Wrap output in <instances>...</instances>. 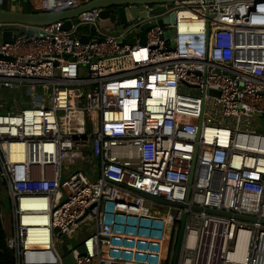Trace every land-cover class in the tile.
<instances>
[{
	"label": "built area",
	"instance_id": "obj_1",
	"mask_svg": "<svg viewBox=\"0 0 264 264\" xmlns=\"http://www.w3.org/2000/svg\"><path fill=\"white\" fill-rule=\"evenodd\" d=\"M153 7L120 36L96 8L71 30L0 23V37L24 31L0 41L14 264H264V0L174 1L160 15L173 23L150 26L144 43L120 40L156 20ZM80 25L86 42L74 36ZM85 151L98 175L63 178Z\"/></svg>",
	"mask_w": 264,
	"mask_h": 264
},
{
	"label": "water",
	"instance_id": "obj_2",
	"mask_svg": "<svg viewBox=\"0 0 264 264\" xmlns=\"http://www.w3.org/2000/svg\"><path fill=\"white\" fill-rule=\"evenodd\" d=\"M174 1L180 0H83L77 3L76 0H46L41 11H31L25 12L23 10H12L4 9L0 7V23H18L27 26H41L49 25L57 21L63 22V29L71 30L74 21L77 16L85 11L91 9H99L100 18L99 25L111 32H122L124 25L129 23L131 20L143 19L144 15H140V12H144V5H154V7L149 11L151 15L157 16L156 20L150 22H144L138 26L137 29H132L124 35V41L128 43H138L145 42V33L147 29L157 24H167L174 22V15L170 12L167 15L160 17L168 8L173 6ZM90 30V28H89ZM24 31L18 27H13L11 29H6L1 35V40L3 43L12 40L14 34H22ZM33 29H27L25 33L27 35L33 34ZM166 39H170L171 49H173V42L171 40V30L168 29L164 32ZM80 40L86 42L88 36L85 34L80 35ZM264 124V119L261 120ZM195 162V153L192 160V165ZM191 180V175L189 182ZM146 198L154 200L156 202L166 203L176 207H185V204H178L175 202L165 201L164 199L151 196L148 194L144 195ZM197 210H204L200 207H195ZM205 210L210 211V209L205 208ZM240 218H246L245 216H240ZM70 244L75 246L74 239L70 240ZM63 252L69 249L68 246L64 244L61 245ZM78 252H83V246L76 248ZM72 261V256L66 255L63 258V264H70Z\"/></svg>",
	"mask_w": 264,
	"mask_h": 264
},
{
	"label": "rangeland",
	"instance_id": "obj_3",
	"mask_svg": "<svg viewBox=\"0 0 264 264\" xmlns=\"http://www.w3.org/2000/svg\"><path fill=\"white\" fill-rule=\"evenodd\" d=\"M4 1L5 0H3V2ZM75 23H76V21H75ZM87 28H88L87 25L78 26V28L74 32V36L79 37L80 36V32L83 31V30H86ZM27 97L28 96H24V99H27ZM24 106H27V105H24ZM89 169H92L93 170V174H94L91 177V179H93L94 177H96L98 175V163H97L96 159L91 160L90 154L87 151H85L83 164H81V165L80 164H77V165H66V166L63 167V170H64L63 178L68 177L69 175L75 173L78 170H82L84 172H87V170H89ZM6 200H7L6 191L4 190V187L2 185H0V202H1L2 213H3V222H4L3 225H4L5 228L7 226V220L9 218L8 210H7L8 204H7ZM86 227H88L87 224L86 225L82 224V226H81L82 230L78 231L76 233V238L78 240H82L84 237H86V235L89 234V232L85 230ZM66 241H67V239H66Z\"/></svg>",
	"mask_w": 264,
	"mask_h": 264
},
{
	"label": "crops",
	"instance_id": "obj_4",
	"mask_svg": "<svg viewBox=\"0 0 264 264\" xmlns=\"http://www.w3.org/2000/svg\"><path fill=\"white\" fill-rule=\"evenodd\" d=\"M26 2H28L29 4H30V6H31V8L34 10V11H41L42 10V7L44 6V4L43 3H45L46 2V0H5L4 2H3V5H2V8H4V9H12V10H22V8H23V5L26 3ZM143 14V12L141 11L140 12V15H142ZM90 32V30H89V26H88V28L86 29V30H83V31H81L80 32V35L81 34H87V33H89ZM107 32H109L110 34H113V35H115V36H120L121 35V33L120 32H111V31H109V30H107ZM124 35H122L121 37H120V40H123L124 38ZM0 41H2L1 40V37H0ZM124 41V40H123ZM126 42V41H125ZM5 202V201H4ZM6 229V228H5Z\"/></svg>",
	"mask_w": 264,
	"mask_h": 264
},
{
	"label": "trees",
	"instance_id": "obj_5",
	"mask_svg": "<svg viewBox=\"0 0 264 264\" xmlns=\"http://www.w3.org/2000/svg\"><path fill=\"white\" fill-rule=\"evenodd\" d=\"M25 12L34 11L30 4L26 2L22 8ZM0 212H1V202H0ZM6 231L3 227L1 218H0V264H14V257L12 252L7 248L5 243Z\"/></svg>",
	"mask_w": 264,
	"mask_h": 264
},
{
	"label": "bare ground",
	"instance_id": "obj_6",
	"mask_svg": "<svg viewBox=\"0 0 264 264\" xmlns=\"http://www.w3.org/2000/svg\"><path fill=\"white\" fill-rule=\"evenodd\" d=\"M44 4V3H43Z\"/></svg>",
	"mask_w": 264,
	"mask_h": 264
}]
</instances>
